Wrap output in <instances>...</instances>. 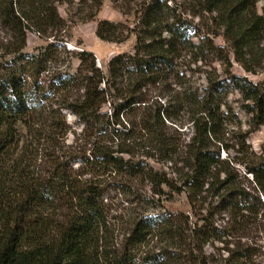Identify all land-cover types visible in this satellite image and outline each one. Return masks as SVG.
<instances>
[{"label": "trees", "instance_id": "1", "mask_svg": "<svg viewBox=\"0 0 264 264\" xmlns=\"http://www.w3.org/2000/svg\"><path fill=\"white\" fill-rule=\"evenodd\" d=\"M168 1L144 0L133 52L114 55L106 70L92 51H69L78 65L58 72L55 98L44 104L27 68L45 71L56 59L51 49L67 31L59 6L94 19L103 0H0V29L10 33L9 44L0 42V264H128L133 249L155 233L187 236L173 215L151 214L136 221L122 254L103 248L102 185L109 178L111 184L150 180L159 191L185 194L191 206L216 202L234 218L258 217L264 154L245 149L252 130L239 129L242 160L222 157L221 150L228 148V121L241 127L227 101L233 89L243 97L241 109L264 124V79L235 73L231 60L232 52L245 72L264 71V0H196L212 16L206 35ZM28 32L56 42L27 51ZM96 34L110 42L127 37L105 19ZM218 36L226 45L216 44ZM198 63L221 68L199 82L191 68ZM68 111L83 124L75 145L66 144ZM144 259L171 264L175 256L163 251Z\"/></svg>", "mask_w": 264, "mask_h": 264}, {"label": "rangeland", "instance_id": "2", "mask_svg": "<svg viewBox=\"0 0 264 264\" xmlns=\"http://www.w3.org/2000/svg\"><path fill=\"white\" fill-rule=\"evenodd\" d=\"M144 0H103V4L94 19H86L85 14L76 11L70 14L67 6H59L61 15L66 19L67 31L64 33V40L57 41L58 46L51 50L57 54L53 62L48 63L47 70H41L34 65L27 68L28 81L30 85H38L39 93L43 95L44 104H52L54 96L55 78L59 71L71 69L74 71L78 65V60L72 52H79L83 49L92 51L96 58L97 66L106 70L108 61L119 53H132L136 42L133 29L138 24L140 9ZM168 4L177 6L188 20L197 25L202 30L201 35L207 34L213 24L212 16L203 12L196 0H170ZM109 20L119 24L124 30L125 39L122 41H104L96 34L98 22ZM193 20V22H192ZM36 32H28L27 51L34 52L36 47L46 46L47 42H56L53 37L39 38ZM201 38V37H197ZM10 33L0 29V42L9 44ZM216 44L226 45L222 36L215 39ZM1 44V43H0ZM230 50V46H226ZM233 71L242 74L253 80L260 82L264 79V71L258 74H251L235 61L231 52ZM192 64L196 78L199 82H204L208 72L212 68H221L220 64L214 63L213 67ZM201 68H200V67ZM200 68V69H199ZM219 72V71H218ZM51 98V99H49ZM228 103L235 108L238 113L241 127L238 121H228L226 127V144L228 148L222 149V157L230 156L232 160L245 158L246 151H241L239 129L242 133L248 134L245 149L249 148V153L254 151L257 154H264V124L257 125L252 119V115L245 113L241 109L243 102L242 95L238 90H232L228 97ZM68 122L71 125L66 144H76L77 138L81 135L83 124L77 117L67 112ZM182 130L185 137H190L191 128L184 127ZM248 146V147H246ZM89 153V151H88ZM80 162L75 163L78 168ZM156 168L161 167L153 162ZM236 167L244 173V166L235 163ZM110 179V178H109ZM105 182L103 186V203L105 209V224L102 227V244L111 253L122 254L126 247L130 245L128 238L134 228L136 221L146 215L169 214L176 219V224L185 227V237L177 236L172 240L164 235L155 233L152 237L137 245L131 255L133 261L128 264H148L144 257L148 254L167 251L175 260L171 264H234L240 257L242 264H264V207L260 210L258 217L238 219L231 215L229 210H221L216 202L211 204H197L191 206L185 194H177L164 187L162 191L150 180L142 178ZM181 221H178L181 216ZM210 223L209 226H205ZM206 227V231H202ZM248 254V255H247Z\"/></svg>", "mask_w": 264, "mask_h": 264}]
</instances>
